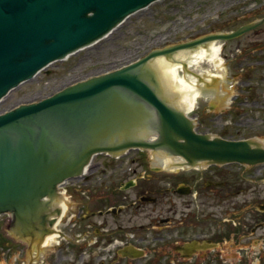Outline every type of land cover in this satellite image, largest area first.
I'll use <instances>...</instances> for the list:
<instances>
[{"label": "water", "instance_id": "obj_1", "mask_svg": "<svg viewBox=\"0 0 264 264\" xmlns=\"http://www.w3.org/2000/svg\"><path fill=\"white\" fill-rule=\"evenodd\" d=\"M152 1L0 0V98L51 61L105 36ZM262 20L154 48L119 68L1 112L0 213L11 212L20 234L40 233L39 224L47 219L43 197L52 198L57 182L79 174L100 151L148 148L183 158L190 166L264 161L261 141L195 132L149 65L155 56L173 60L167 58L178 50L238 36ZM161 153L155 164L177 166V157ZM9 237L15 235L9 232Z\"/></svg>", "mask_w": 264, "mask_h": 264}, {"label": "flooded vegetation", "instance_id": "obj_2", "mask_svg": "<svg viewBox=\"0 0 264 264\" xmlns=\"http://www.w3.org/2000/svg\"><path fill=\"white\" fill-rule=\"evenodd\" d=\"M261 9L264 17V5ZM252 14L235 12L231 18L237 26ZM201 17L203 27L216 29ZM128 159L135 166H124ZM141 164L129 152L94 156L76 180L73 209L79 224L71 232L79 252L69 264H253L254 234L264 240V215L253 210L251 168L217 166L207 171L210 177L196 170L148 173ZM123 180L133 181V199L121 188ZM100 188L112 192L94 206ZM61 257L54 251L33 264H62Z\"/></svg>", "mask_w": 264, "mask_h": 264}, {"label": "rangeland", "instance_id": "obj_3", "mask_svg": "<svg viewBox=\"0 0 264 264\" xmlns=\"http://www.w3.org/2000/svg\"><path fill=\"white\" fill-rule=\"evenodd\" d=\"M262 1H154L147 7L129 15L107 36L63 60L50 63L33 78L11 89L0 100V112L18 103L38 100L76 80L117 68L144 55L152 48H160L174 42L191 39L207 30L206 27L200 25L201 20L199 19L202 15L206 16L208 24L216 21L217 27L224 24L225 27H233L235 19L228 18L235 12H252L253 14L246 20L261 16L262 9L258 8L262 7ZM230 6L239 8L232 10ZM221 9H225V14L219 19L217 14ZM208 28L213 27L209 26ZM219 58L221 72L225 73V84L217 82L218 86L216 87L219 90L232 87L229 104L223 108L217 107L211 95L205 91V94L199 95L196 107L187 112V115L193 117L196 130L199 132L228 138H264V25L227 42L224 50H220ZM229 62H231L232 68L228 65ZM216 64H218L217 61L207 62L203 59L199 66L202 73L205 68L215 72ZM194 68L196 67L193 66L189 69ZM184 73L181 69L178 71V75L183 76ZM129 151V154L134 156L144 153L151 155L149 150L142 152L143 150L132 148ZM129 162L128 159L124 166H135ZM150 165L142 164V168H146L147 172L152 173L148 168ZM252 170H254V179L260 183L253 191L252 200L256 203L264 201V163L254 165ZM207 171L210 170H206L205 174L212 177L213 172L208 173ZM87 187L90 186L83 188ZM133 189L132 185L125 189L131 199H133ZM106 193L111 192L106 191ZM106 193L105 191L96 193L92 204L97 206L98 200L105 197ZM77 195L78 192L74 191L72 200H76ZM8 224L7 215H1L0 264L12 263L18 254L17 250L24 246V243L18 241L16 237H9ZM254 236L257 235L254 234ZM62 243L64 244L65 241ZM262 251L264 250L262 249ZM19 257L25 258L23 254H20Z\"/></svg>", "mask_w": 264, "mask_h": 264}, {"label": "bare ground", "instance_id": "obj_4", "mask_svg": "<svg viewBox=\"0 0 264 264\" xmlns=\"http://www.w3.org/2000/svg\"><path fill=\"white\" fill-rule=\"evenodd\" d=\"M221 46L215 41H207L206 43L197 45L193 48H183L173 53V60H166L164 55H158L150 59L149 65L156 72L163 92L168 93L172 102L175 103L184 112H189L196 107L197 98L199 95L205 94V91L211 95L213 102L215 101L217 107H226L229 104V96L232 88L228 87L226 90H219L218 83H224V72H221L220 54ZM205 59L207 62L217 61L215 65V72L209 71L206 68L203 70L199 66L201 60ZM185 64V66L183 65ZM195 69H189L190 67ZM184 68V69H183ZM217 68V69H216ZM185 73L183 76L178 75L179 70ZM214 87V88H213ZM256 141H261L264 145V138L257 137ZM157 153L152 154V164L156 163ZM159 167L166 169L176 168L169 167L159 163ZM55 234L46 236V241L52 239Z\"/></svg>", "mask_w": 264, "mask_h": 264}]
</instances>
